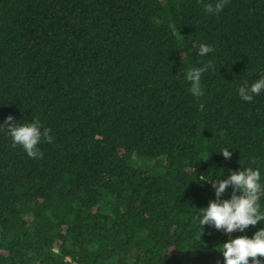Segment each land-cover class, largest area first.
I'll return each instance as SVG.
<instances>
[{"label": "trees", "instance_id": "1", "mask_svg": "<svg viewBox=\"0 0 264 264\" xmlns=\"http://www.w3.org/2000/svg\"><path fill=\"white\" fill-rule=\"evenodd\" d=\"M209 2L0 0V123L53 137L29 157L0 131V264H223L229 236L264 226L197 222L204 179L264 183V92L237 94L264 75V0ZM209 63L194 96L185 75Z\"/></svg>", "mask_w": 264, "mask_h": 264}, {"label": "clouds", "instance_id": "2", "mask_svg": "<svg viewBox=\"0 0 264 264\" xmlns=\"http://www.w3.org/2000/svg\"><path fill=\"white\" fill-rule=\"evenodd\" d=\"M227 4V0H214L204 4V10L209 14L219 13ZM213 51L211 44L199 43L196 45V54L205 56ZM211 66L205 64L200 67L190 68L185 79L190 82L189 91L192 95L201 94L202 74ZM264 92V75H261L251 84L245 82L237 90L241 100L250 102L254 96ZM7 125V127H5ZM0 131H5L11 137L13 146H20L29 157H36L39 152L37 145L42 138L52 142L51 130L43 127L39 120L31 122H15L13 117L7 116L4 122L0 123ZM225 159L231 157L229 148L219 151ZM210 180L214 188L215 199L210 200L206 208H201L197 222L202 226H208L223 230L226 234L233 232L243 233L249 226H255L258 222L264 225V208L259 202L264 196V183H261V172L258 168L247 167L231 172L226 178L216 181ZM231 187V195L222 199V194ZM220 252L223 256V264H264L258 257H264V226L257 229L251 237L240 235L235 238L229 236L220 245ZM249 258H252L249 261Z\"/></svg>", "mask_w": 264, "mask_h": 264}]
</instances>
